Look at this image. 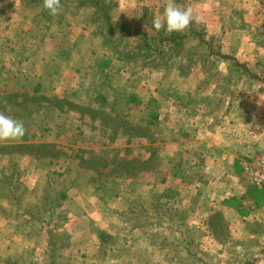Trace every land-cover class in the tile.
Here are the masks:
<instances>
[{
	"label": "rangeland",
	"instance_id": "rangeland-1",
	"mask_svg": "<svg viewBox=\"0 0 264 264\" xmlns=\"http://www.w3.org/2000/svg\"><path fill=\"white\" fill-rule=\"evenodd\" d=\"M114 1V22L157 42L162 33L152 27V20L161 16L167 0ZM90 13L76 7L74 0L61 3L56 16L33 0H0V113L21 121L26 129L21 139L0 141V168L9 160L21 168L20 180L27 187L19 212L25 206L33 210L36 203L35 213L44 217L41 206L48 193L58 204L56 220L47 225L56 239L51 247L44 224L14 216L15 205L0 182V239H4L0 240V264H77V246L93 244L88 230L95 235L100 231L84 218L69 237L62 221L72 209L81 215L83 201L88 211L83 215L90 220L97 217L98 212L88 206L94 204L89 199L98 180L121 190L127 185L125 172L151 170L152 174L136 175L140 182L136 194L144 196L153 186L162 201L171 202L179 200L173 179L159 193L166 156L171 157L169 168L193 167V105L198 104L193 96L198 100L195 92L204 87L193 80V58L204 56L196 39L183 37L175 54L173 48H167L162 57L145 54L137 48L138 36L110 32ZM211 74L217 86L223 83L216 73ZM98 94L106 100L95 101ZM133 97L135 101L130 100ZM222 101V97L214 98L213 107ZM180 140L190 141L183 144V151L172 146ZM190 176H183V182L189 183ZM71 180L75 184L69 185ZM104 196L99 200L103 216L118 227L125 226L127 220L118 211L107 209L109 194ZM189 218L190 214L187 228L180 232L197 237L199 231ZM17 224L22 225L21 235L15 236ZM244 230L239 239L220 233L232 256H216L209 249L207 264H264V222L251 220ZM99 238L98 259H103L110 245L116 253H129L120 238L107 234ZM177 247L172 242L167 249L171 253ZM195 248L190 246V252ZM186 256L184 264H190L192 258Z\"/></svg>",
	"mask_w": 264,
	"mask_h": 264
},
{
	"label": "crops",
	"instance_id": "crops-1",
	"mask_svg": "<svg viewBox=\"0 0 264 264\" xmlns=\"http://www.w3.org/2000/svg\"><path fill=\"white\" fill-rule=\"evenodd\" d=\"M178 1L180 7L185 4L193 9L194 16L202 18V22L193 23L201 26L205 44L200 47L207 55L194 59L193 80L204 87L195 92L202 99L193 106V171L190 167L169 168L171 157L166 156L159 193L168 187L169 178L173 179V192L184 199L182 203L190 214L189 223L199 231L197 237L185 235V239L197 247L190 254L196 258L193 264H207L209 249L216 256H232L222 244L224 238L215 237L210 229L213 214L222 215L229 235L235 239L242 238L244 225L249 221L264 222V180L255 183L251 177L264 161V0ZM211 73H216L223 83L217 86L219 83ZM216 97L223 98L217 108L210 102ZM248 98H251L249 103ZM173 143L174 149L183 151V144L190 141ZM144 173L152 174V171H141L137 177ZM186 175H191L189 183L183 182ZM137 177L127 178V185L116 189L117 194L107 204L111 211L120 213L124 209V201L128 196L133 197L129 184L139 181ZM79 196L82 197V193ZM92 200L94 204L88 207L98 212L93 220L83 215L87 201L77 202L82 207L79 211L82 216L73 209L66 212L62 226L67 235L71 237L85 218L91 223L88 225H94L100 232L120 238L129 253H116L110 245L103 259H98L95 247H100L102 241L98 234L88 230L93 244H77L80 249L79 256L75 254L77 264H169L154 247L144 242L139 228L118 229L103 216L98 196L92 195L89 201ZM14 234L21 235V231L14 230Z\"/></svg>",
	"mask_w": 264,
	"mask_h": 264
},
{
	"label": "trees",
	"instance_id": "trees-1",
	"mask_svg": "<svg viewBox=\"0 0 264 264\" xmlns=\"http://www.w3.org/2000/svg\"><path fill=\"white\" fill-rule=\"evenodd\" d=\"M34 3L37 2L43 7V0H33ZM66 0H60L61 3H64ZM76 7L82 10H91L92 16H95L98 18V20L101 22L102 27L104 29L109 30L110 32H118L120 35L123 34L124 36L133 37L138 36V49L141 50L143 53L152 52L153 55H158V57L165 56V50L167 48H173L174 54L177 51H180V45H181V39L183 37H192L195 38L197 41L196 47L198 49H201L200 45L205 44V41L201 34V26L200 24L192 23V25L189 26L186 33L181 32H172L167 33L164 30H160L162 35L159 36L157 42H154L149 37H147L143 32L140 31H131L127 29L123 24L116 23L113 20V14H112V8L115 5L114 0H74ZM43 13L47 15L45 10H43ZM157 43V44H156ZM203 57L207 55L206 51L203 52ZM203 57H197L196 59H202ZM195 58H193L194 61ZM192 64V62H190ZM95 98V101L99 98L101 100L100 102H104L106 100L105 97L98 94ZM193 103L201 100L202 98H199L198 100L195 99L196 96H193ZM131 101H135V98H131ZM211 105L214 102V98L211 99ZM194 106V105H193ZM214 106V105H213ZM46 146H48L46 144ZM34 156V155H32ZM149 159L145 160L147 162ZM12 161V160H11ZM9 160V163L0 168V182L4 186L7 187L5 196H9V198L12 200V202L15 205V214L14 216H23L26 218V222H29L33 224V222L36 223H42L44 224L43 228L45 232L48 234V243L49 246L52 247V245L55 244V234L47 227L48 224L51 223L54 219L55 213H56V206L58 204L53 203L50 200V194L48 193L43 198L41 210L44 211V217L39 216L35 213L37 212V204L34 207L33 210L28 206L23 207L21 212L18 211L19 206H21L22 198H24L23 189L26 188V185H23L21 183V168L19 164L11 163ZM141 170H137L135 172H132V174L125 172L126 178H135L136 175ZM75 184L72 180L69 182V185ZM136 184H140L139 181L133 180L129 184V191L131 193L132 198L129 196L127 197V202L124 206V209L118 213L121 214L127 220L125 226L118 227V229L121 230H129L130 228L137 227L141 230V236L149 245L154 247L159 255L166 261H168L169 264H184V258L187 257L186 255L189 254V257L192 258L190 261V264H193L196 258H193V256H190V254H193V252H190V246L192 245L190 241L185 239L186 233L180 232V230L185 227L187 228V219H188V210L185 205H183L181 198L179 197V200H173L171 202L162 201L160 198V195H157L153 192V189L151 187L148 188V191L144 196H138L136 194L135 186ZM142 184V183H141ZM139 186V185H138ZM21 189V190H20ZM53 189V188H52ZM97 190V192H96ZM98 191H102L103 194H98ZM63 193V192H62ZM105 194H109L107 199L113 197L117 194L116 190L111 188L110 186L106 185L103 181L98 180L96 183V186L94 188V191L92 195H97L99 200H102L103 197H105ZM2 195V194H0ZM47 200V201H46ZM176 207H179L182 209V214L177 215V211H180V209H177ZM36 209V210H35ZM109 211V209L107 207ZM34 211V212H33ZM114 212V211H112ZM104 214V212H103ZM217 219V220H215ZM112 222V221H111ZM114 225H117L116 222H112ZM22 226V225H21ZM20 224L16 225V230H18L20 227ZM220 228V232L219 227ZM149 227V229L147 228ZM210 229L213 232V235L215 237H220L223 233L228 234V228L227 224L224 221L222 215L220 213L213 214L211 218L210 223ZM100 232V237H106V233ZM178 233V235H176ZM221 233V235H220ZM222 237V236H221ZM224 238V237H222ZM177 244V249L175 252H169L167 249V246H169L171 243ZM262 252L264 253V247L262 248ZM185 254V255H184ZM52 257V255L50 254ZM15 264V263H14Z\"/></svg>",
	"mask_w": 264,
	"mask_h": 264
},
{
	"label": "clouds",
	"instance_id": "clouds-1",
	"mask_svg": "<svg viewBox=\"0 0 264 264\" xmlns=\"http://www.w3.org/2000/svg\"><path fill=\"white\" fill-rule=\"evenodd\" d=\"M60 7V0H43V8L52 16L58 14ZM193 22L200 23L202 18L194 16L191 7L182 8L176 0H167L161 16L153 18L152 27L156 31L164 30L167 33L183 32ZM25 131L21 121L0 113V141L21 139Z\"/></svg>",
	"mask_w": 264,
	"mask_h": 264
},
{
	"label": "built area",
	"instance_id": "built-area-1",
	"mask_svg": "<svg viewBox=\"0 0 264 264\" xmlns=\"http://www.w3.org/2000/svg\"><path fill=\"white\" fill-rule=\"evenodd\" d=\"M253 181L255 183H260L262 180H264V161H262L261 165L259 166L258 170H254L251 174Z\"/></svg>",
	"mask_w": 264,
	"mask_h": 264
}]
</instances>
